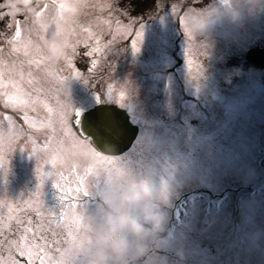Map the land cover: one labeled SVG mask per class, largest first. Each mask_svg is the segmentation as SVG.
<instances>
[{
    "label": "rangeland",
    "instance_id": "rangeland-1",
    "mask_svg": "<svg viewBox=\"0 0 264 264\" xmlns=\"http://www.w3.org/2000/svg\"><path fill=\"white\" fill-rule=\"evenodd\" d=\"M129 1L87 0L80 15L65 26L70 37V44L75 45L76 48L75 54L68 49L66 55L71 56V65L65 58L58 62L49 59L40 67L34 63L29 64L27 61L36 56L34 50L32 57H16L20 62L26 63L27 67L30 66V71L36 73L35 79L39 82L38 90L41 94L45 93L48 87L54 90L53 86H58L52 84L55 80L63 82L74 78L77 71L75 63L81 61L84 56L80 54L91 52L92 55L104 54L97 64H93L94 67L90 66L95 73H99L100 65L105 62V59H109L110 69L106 68V71L102 73L104 78L102 85L105 84L102 93L107 94L105 96L116 97L114 100L118 104H138L139 112L147 110L145 107L148 106L147 104H177V108H180L179 104H183L182 118L185 134L183 138L199 132L195 124L220 120L224 116L229 118L230 115L240 116L237 120H245L246 117H252L257 113L256 111L251 113L249 108L264 106V104H229L226 108L221 104H214L208 112H205L201 111L198 105L187 103L191 100L184 95L186 92L199 91L195 86L201 83L197 79L201 72L223 75L231 62L222 59L225 54L218 58L207 53L211 29L196 37L184 31L181 17L189 7L195 8L186 7L187 0H156L161 13L143 21H136L134 12L128 5L121 3L128 4ZM2 2L3 0H0V3ZM48 11L50 17L54 16L51 9ZM16 20L20 21L21 37L13 41L14 35H7L4 43H0V72L5 68V62L16 56L11 54V47L17 43H23L26 38L39 43L42 54L47 57L43 40L39 37L44 35V38H47L48 33L32 32L25 16H16L15 19L5 16L0 20V39L4 32L10 30L6 27L8 23L16 27ZM138 31H142V38L137 45L139 46L137 51L132 48V42L136 39ZM93 49L98 50L93 51ZM92 55H88L87 58H91ZM189 59L192 61L191 68L188 66ZM172 67L174 69L166 74L165 70ZM240 74H244L243 69L240 70ZM85 79L87 80V75ZM20 81L21 77L18 76L17 86L22 89L23 98L28 101L37 100L38 95L35 98L29 95L34 87L26 88ZM119 81L120 85L116 86L115 94L113 85H117ZM239 87L240 89L235 90L238 93L240 90L243 92L241 85ZM75 88L76 105L84 104L88 100L87 97L92 94L90 88L82 86L81 83ZM232 88V86L228 87L229 90ZM66 92L70 93V90L66 89ZM121 93L124 94L122 98ZM72 94L70 93L69 97ZM58 98L60 100L59 95ZM244 99L247 100V98ZM241 105L249 108L244 111L245 106ZM1 113L6 117L13 116L15 110L5 107L0 109ZM58 114L54 118L56 120L53 125L47 123L45 126L48 128L52 126L51 140L53 141L63 129L67 141L58 136L55 143L59 147L53 141L50 143L44 138L39 139L35 145L34 143L28 145L27 142L21 144L18 138L0 135V156L4 158V166L0 167V171H5V187H0V200H5V204L0 202V264H6L10 254H15L16 259L24 264L26 258L14 253V244L15 242L27 243L28 240H34L36 244L44 246L46 264H62V262L68 264L61 253L70 247V237L67 235L69 229L65 226L67 218L61 220L60 213L66 210L70 217L71 208L61 209L58 208V204L49 207V200L56 199L53 194L48 198L46 193L37 194V187L40 186L39 192H41L47 185V180H50L47 173L55 174V169L59 171L60 159L53 166L51 154H48L56 151V148L59 149L58 155H66L67 158H64V161H69L76 166L77 175L82 172V168L78 165L81 154L71 152H75L74 150L79 152V149L83 147L77 145L67 134L59 121ZM5 131L7 132V127ZM42 141L46 142V147L39 144ZM182 147L185 150L180 156L187 167L179 175L170 178L166 182L165 189L166 201L172 203L181 197V204L173 214L168 215L167 228L171 235L164 240L162 246L150 249L147 259L151 261L154 258L157 264H264V189L261 192L239 195L229 192L220 198L218 193H222L225 186L224 182H221L222 179L217 178L218 184H213L209 176L195 169V156L187 150L188 146L182 144ZM28 158L31 159L30 162L25 161ZM33 158H38L40 161L34 163ZM62 165L66 166L64 163ZM50 166L53 169L48 171ZM242 174L238 179L244 177L242 180L247 182L250 177L246 173ZM234 177L235 173L227 179H235ZM68 178L72 179V175L69 174ZM37 180H40V183L35 189L33 184ZM57 180L59 175L55 181ZM88 186L86 183L85 188ZM256 198H260L261 205L251 204ZM84 202L91 209L88 201ZM240 203L241 211L239 209L237 211ZM76 205L77 212L86 218L85 210L82 211L80 205ZM50 208L57 210L53 213ZM250 208H257L259 213L242 215V211H249ZM27 228H31L32 231H25ZM37 232L38 235L34 236ZM83 235L84 231L81 229L78 238H82ZM165 235L167 236V233ZM21 237L27 239H21ZM35 264H40V260L37 259ZM73 264H76L75 258Z\"/></svg>",
    "mask_w": 264,
    "mask_h": 264
},
{
    "label": "flooded vegetation",
    "instance_id": "flooded-vegetation-1",
    "mask_svg": "<svg viewBox=\"0 0 264 264\" xmlns=\"http://www.w3.org/2000/svg\"><path fill=\"white\" fill-rule=\"evenodd\" d=\"M207 3H209V0H187L186 7L200 8ZM3 43L4 41L1 44ZM22 44L17 43L15 45V47L21 49L19 52L13 51L14 45L11 47V54L16 56L6 61L5 68L0 72V109L5 108L6 103H9V96L20 95L18 92L20 88L17 86L18 76L21 77L20 82L26 88L34 87L29 95L33 98L36 95L39 97H37V100L29 101L26 105L11 106L9 104L6 107L10 110L14 109L15 114L11 116V121L5 119L6 115L0 114L1 137L10 138L12 136L14 139L18 138L21 144L27 142L28 145L30 143L35 145L42 138L52 143V126L50 128L42 127L40 121H43L45 125L49 120H52L51 124L53 125L56 120L54 118L60 112L61 106L66 105L68 110H72L77 106L89 107L98 101L117 103L114 100L116 97L105 96L107 94L102 93L105 89V84L102 85L104 80L102 73L106 71V68L110 69L109 59H105V62L100 65L98 68L99 73H95L90 67L93 66V60L97 64V61L104 56L103 53L93 54L91 58H87L88 55L86 54H80L86 57H82L81 61L75 63L76 73H79L80 77H72L69 81L64 80L63 82L55 80L52 84L58 86H53L54 90L48 87L45 93L41 94L38 90L39 82L35 79L36 73L30 71L31 68L30 66L27 67L26 63L16 59L17 56L25 57ZM231 50L233 52H229ZM207 53L218 58L225 54L222 59L230 61V67L226 71L223 70V75L201 72L197 76L198 81H201V83L195 86L199 91L191 93L184 90L186 92L184 96L191 100L187 103L198 105L200 110L205 112H208L214 104H221L226 108L229 104H264V11L246 13L240 26L230 25L227 20L217 24L211 29V39ZM32 54L33 50L28 57H32ZM242 66L243 68H241ZM172 69L174 68L166 69L165 73H170ZM241 69H243V75L240 74ZM29 73H31V76H29ZM86 75L87 80L85 79ZM29 80H31V83H29ZM80 83L82 86L90 88L92 94L87 97L88 100L84 104L76 105L74 91ZM115 84L113 88L116 94V86L119 87L120 81L117 85ZM239 85L243 88V92L240 90L238 93L235 90L236 88L237 90L240 89ZM229 86L233 88L229 90ZM66 89H69L71 94L73 93L71 97H69L70 93H67ZM233 91H236V94ZM113 96L115 95L113 94ZM244 98H247V100ZM117 105L125 108L131 121L137 125V131L131 144L122 151L107 152L98 149L92 143L104 155L117 158L111 163L93 158L90 154H87L86 148H80L79 152L74 150L75 152L71 153L81 154L79 161H84L83 165L78 161V165L82 168L81 174L78 175L76 166L69 161H64V158H67L66 155L57 154L58 148L52 153L48 151L49 153H47L51 154L52 158L54 156L58 157L66 165L61 164L59 171L54 170L55 174L59 172L69 177V169H74L75 175H72V179L69 180L75 181L77 176L83 177L86 180L84 181V188L87 183L89 186L85 189L90 191L93 181L110 178V172L115 175L117 168L123 169L129 166L133 171L141 173L145 170L150 171L157 183L161 180L164 182L166 189V182L173 176L179 175L187 167L180 156L185 150L182 144H186L188 146L187 150L195 156V169L205 176H209L213 184H218V181L216 182L217 178L222 179L221 182H224L225 186L222 193H218L220 198L229 192L233 195H239L256 191L261 192L264 189V106L249 108L241 105L245 106L244 111L249 108L251 113L256 111V115L249 118L245 116V120H237L240 116L230 115L229 118L224 116L220 120L195 124L199 132L189 135L188 138H183L185 136L182 118L183 104H179L180 108H177V104H147L148 106H145L147 110L140 112L137 108L138 104L117 103ZM49 108L52 109L51 112L48 111ZM25 113L29 117L28 121L23 118ZM5 127H7V132ZM58 136L67 141L63 129L60 130ZM55 139L53 143H55ZM39 144L46 147L45 141ZM55 144L58 146L57 143ZM25 161L30 162L31 159L28 158ZM33 161L37 163L40 160L33 158ZM90 168L93 171L86 175V170ZM52 169V166H50L48 171ZM0 173V187H5V171H0ZM233 173H235V179H227ZM242 173H246L250 177L247 182L242 180L244 177L238 179L243 175ZM49 178L50 180H47V185L41 192L43 195L46 193L47 198L52 194L56 198L55 200H49L50 207L58 204L57 190L53 185L56 182L57 175L55 180L52 176H49ZM39 183L40 180L34 182L35 189ZM71 186L76 187L78 183H73ZM181 199V197L177 198L172 203L165 200L161 206L167 210L168 215L173 214L181 204ZM37 201L39 202L38 199ZM84 201H88L91 209ZM0 202L5 204V200H0ZM260 202V198H256L253 199L251 204L259 206L261 205ZM75 203L79 204L80 209L85 210L86 214L95 208V198L90 193L88 197H84L81 193L80 198L75 200ZM240 208L241 203L237 207V211L238 209L241 211ZM249 211H242V215L248 216L259 213L257 208H250Z\"/></svg>",
    "mask_w": 264,
    "mask_h": 264
},
{
    "label": "clouds",
    "instance_id": "clouds-1",
    "mask_svg": "<svg viewBox=\"0 0 264 264\" xmlns=\"http://www.w3.org/2000/svg\"><path fill=\"white\" fill-rule=\"evenodd\" d=\"M86 3L87 0H3L0 7L25 16L32 32L46 31L43 46L47 57L58 62L67 55L70 44L65 26L80 15ZM48 9L54 16L50 17ZM257 11H264V0H209L203 7L186 9L182 27L196 37L225 20L240 26L246 13ZM79 163L83 165L84 161ZM89 193L95 198V209L86 214V220L91 217V222L79 246L65 254L68 264H73L74 258L76 264H157L154 258L147 259L149 250L162 246L171 235L168 212L161 206L165 202L164 182L157 183L150 171H132L120 180L93 181Z\"/></svg>",
    "mask_w": 264,
    "mask_h": 264
},
{
    "label": "snow or ice",
    "instance_id": "snow-or-ice-1",
    "mask_svg": "<svg viewBox=\"0 0 264 264\" xmlns=\"http://www.w3.org/2000/svg\"><path fill=\"white\" fill-rule=\"evenodd\" d=\"M2 4V3H0ZM45 8L48 7L47 4L44 5ZM5 16H9L13 19H15V17L17 16L15 13H10L7 11H4L3 7H0V20H2ZM16 28H15V34L13 37V41L19 40L21 37V28H20V21L16 20ZM181 23H183V17H181ZM6 27H8L9 29H11L13 27L12 23H8L6 25ZM185 32L187 33V30H185ZM44 33H47L46 31ZM189 34V33H187ZM190 35V34H189ZM142 38V31H138L136 32V39L133 40L132 42V48L134 50H139V46H137L140 43V40ZM40 40H44V35H41L39 37ZM12 42V41H10ZM23 47V52L25 57L30 56V53L32 50L35 51L36 56L34 58L29 59L27 62L29 64H36L37 67H40L42 64H46L47 61L49 60L48 57L44 56L42 54V49L39 43H34L30 38H26L23 41L22 44ZM69 49H71L72 53L75 54L76 48L75 45L73 44H69L68 46ZM21 49L13 47V51L15 52H19ZM98 49H93V51H96ZM87 55H92L91 52L86 53ZM66 62L71 65V56H65L64 57ZM93 64H95V60L92 61ZM191 64L192 61L189 59L188 60V66L189 68H191ZM23 74L21 73V76ZM29 76H31V73H29ZM75 77H80L79 73H76ZM29 83H31V80H29ZM18 92L20 93V95H17L15 97L13 96H9L8 100L9 103H6V107L9 106V104H11V106H16V105H26L29 101L23 98V92L22 89H18ZM123 93L120 94V97H123ZM49 112L52 111L51 108L48 109ZM59 121L61 123V125L64 127V129L66 130L67 134H69L72 138L73 141L83 147L87 149V154H90L93 158L101 160V161H105V162H109L111 163L112 161H114L115 159H117L116 157H112V156H107L104 155L103 153H101L100 151H98L92 144L91 142V136L86 135L84 127L82 126V122L87 120V117L85 116L84 112L80 109H72V111L70 112L68 110V106L64 105L61 106L60 112H59ZM24 120L28 121L29 117L27 116V114L25 113L23 116ZM5 119L11 121L12 117L8 116L5 117ZM102 120L103 117L102 116H97L96 119L94 121L89 122L91 124L92 127L96 128L99 130L101 124H102ZM51 120L48 121V124H51ZM41 126H45L43 121H40ZM74 129V130H73ZM58 157H53L52 158V164L53 166H55L58 162ZM59 162L61 164L64 163L63 160H59ZM4 166V158L3 156H0V167ZM93 171V169H88L86 170V175L91 173ZM133 171V169L129 166L124 167L123 169L117 168L115 170V175H113L111 172L109 173L110 178L116 179V180H120L123 177H126L129 173H131ZM70 175H75L74 169H69ZM37 173H39V169H37ZM48 176H52L54 177L55 180V176L59 175V180L56 181L55 183H53L55 189L57 190V194H58V208L61 209H67V208H71V216L69 217L68 212L62 211L60 213V219L61 220H65V218H67V222L65 224L66 227H68L69 231L67 233L68 237H70V247L69 249H67L64 253H61V256H65L66 253L70 252L71 250L77 248L81 242L82 238H78V233L81 229H83V231L87 230L89 223L91 222V217H88V219L86 220V218L79 214L77 212V205L75 203V200L79 199L81 196V193L84 197H88L89 196V191L87 189L84 188V178L83 177H76L75 181H71L69 180L68 177L64 176L63 173H58V174H54L52 172L47 173ZM41 181L43 182V177L41 176ZM73 183H78V186L76 187H72L71 185ZM39 187H37V194L39 195H43L42 192H39ZM57 210V209H56ZM53 210L52 208H50V211H52L53 213L56 211ZM30 223V222H29ZM25 231L27 232H31L32 229L31 228H27L25 229ZM38 235V232L34 234V236ZM55 235V233H54ZM43 238V237H41ZM21 239H27L26 237H21ZM14 253H18L19 257H23L26 258L24 260V264H35V261L37 259L40 260V264H46V253H44V246L40 245V244H36L34 242V240H28L27 243H19V242H15L14 244ZM78 255V254H77ZM6 264H21V261L16 259V255L15 254H10L8 257V261H6ZM63 264V262H62Z\"/></svg>",
    "mask_w": 264,
    "mask_h": 264
},
{
    "label": "water",
    "instance_id": "water-1",
    "mask_svg": "<svg viewBox=\"0 0 264 264\" xmlns=\"http://www.w3.org/2000/svg\"><path fill=\"white\" fill-rule=\"evenodd\" d=\"M75 109L82 110L87 117L82 126L97 148L107 152H119L131 144L137 125L130 120L127 110L117 103L100 101L89 107L77 106ZM97 116L103 117L99 130L89 123Z\"/></svg>",
    "mask_w": 264,
    "mask_h": 264
},
{
    "label": "trees",
    "instance_id": "trees-1",
    "mask_svg": "<svg viewBox=\"0 0 264 264\" xmlns=\"http://www.w3.org/2000/svg\"><path fill=\"white\" fill-rule=\"evenodd\" d=\"M121 3L126 6L128 5L130 10L134 12L133 13L134 16L137 17L136 21H143L147 18L155 16V14L161 13V11L158 8V5H157L158 3L156 0H130L128 4L126 2H121ZM153 10H155L156 12L154 13ZM15 28L16 27H12L6 33L4 32L2 38L0 39V43L5 41L7 35H10V36L14 35Z\"/></svg>",
    "mask_w": 264,
    "mask_h": 264
}]
</instances>
